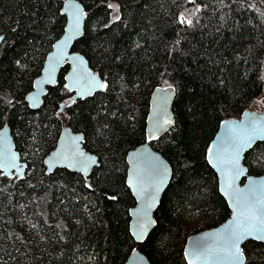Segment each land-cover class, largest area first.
Here are the masks:
<instances>
[{"label":"trees","instance_id":"obj_1","mask_svg":"<svg viewBox=\"0 0 264 264\" xmlns=\"http://www.w3.org/2000/svg\"><path fill=\"white\" fill-rule=\"evenodd\" d=\"M63 1L0 0V129L8 125L26 162L23 179L0 172V264H124L137 246L128 230L135 200L125 157L145 143L156 86L176 90L174 125L150 142L172 178L156 227L138 247L150 264H187L186 238L230 214L206 151L219 124L264 92V0H77L86 20L73 51L107 88L74 99L66 66L34 111L25 96L63 32ZM63 127L81 132L83 147L98 157L88 179L61 168L46 174L43 159ZM244 164L251 175L264 173V142ZM243 253L245 264H264V244L247 241Z\"/></svg>","mask_w":264,"mask_h":264},{"label":"water","instance_id":"obj_2","mask_svg":"<svg viewBox=\"0 0 264 264\" xmlns=\"http://www.w3.org/2000/svg\"><path fill=\"white\" fill-rule=\"evenodd\" d=\"M60 13L65 17L63 32L52 43L51 50L44 58L41 71L33 81L32 90L25 96L26 103L34 111L41 107L48 88L56 86L59 73L66 66L68 70L64 75V81L66 87L74 94V99L84 100L97 92H104L107 88L106 82L93 71L87 59L79 52L73 51L75 42L84 32L86 14L83 5L77 0H64ZM77 16H79L78 29ZM1 40L0 35V42ZM97 83L103 87L96 86ZM175 96L176 90L173 86H156L152 89L146 117L145 143L129 150L125 157L127 164L125 181L135 200V205L129 209L128 230L137 246L131 250L124 264H150L138 245L143 244L156 227L154 214L172 178L170 164L150 145V142L157 140L173 127L172 106ZM168 120L172 123H166ZM238 125L243 127H237ZM237 134L243 136L244 140L239 142L238 164L233 166L228 161L235 156ZM153 136L155 138H152ZM83 141L84 135L81 132H74L69 127L63 128L55 147L43 160L46 174L61 168L79 173L85 179L89 178L99 162L95 154L83 147ZM259 142H264V110L249 108L240 117L225 119L219 124L207 148L206 161L216 175L218 191L225 200L230 214L219 225L192 233L186 238L183 256L187 264L189 260L192 264H245L244 243L254 241L264 244V240L258 239L253 233L242 239L237 248L232 249L234 252L238 249L242 253L240 261H229L223 253L219 258L208 255L209 249L221 246L220 236L217 234L223 233L225 226L231 225L234 217L244 210V201L250 190L257 192V199L264 194V173L251 175L244 164L245 154ZM12 157L15 159L13 160ZM91 158H94L95 162ZM81 161L86 163L85 168L81 167ZM13 164L15 166H12ZM25 171L26 162L16 150L10 128L4 125L0 129V172L4 177L14 176L23 179ZM229 181L231 187H228ZM142 222L146 227L143 237L138 239ZM198 243L204 247L197 248Z\"/></svg>","mask_w":264,"mask_h":264},{"label":"snow or ice","instance_id":"obj_3","mask_svg":"<svg viewBox=\"0 0 264 264\" xmlns=\"http://www.w3.org/2000/svg\"><path fill=\"white\" fill-rule=\"evenodd\" d=\"M109 7H111V5H109ZM180 22L185 23L184 20H181ZM187 23H191V21H187ZM76 27L77 29L79 27V16L76 17ZM96 86L103 87V85H100L98 83ZM166 123L171 124L172 121L168 120L166 121ZM237 127H243V125H238ZM152 138H155V136H153ZM235 139V156L228 161V163L232 164L233 166H236L238 164L240 147L239 142L243 141L244 137L237 134ZM248 139L250 140L251 138L249 137ZM12 159L14 160L15 157H12ZM91 159L93 162H95L94 158ZM80 164L82 168H85L87 166L84 161H81ZM12 166L15 165L13 164ZM228 187H231V181L228 182ZM262 205H264V194H261L260 198L257 199V192L255 190H250L248 196L244 201V210L240 211L234 217L231 225L225 226L223 233L217 234L220 236L221 246L214 249H209V257L219 258V256L223 253L225 254V258L229 261H240L242 258V253H240L238 249L235 252L232 251V249L237 248V245L242 239H244L248 235L255 233L258 239L264 240V206ZM145 227V223L142 222L140 235L137 237L138 239H141L143 237ZM203 247L204 245L199 243L197 244V248ZM189 264H192L191 260H189Z\"/></svg>","mask_w":264,"mask_h":264},{"label":"rangeland","instance_id":"obj_4","mask_svg":"<svg viewBox=\"0 0 264 264\" xmlns=\"http://www.w3.org/2000/svg\"><path fill=\"white\" fill-rule=\"evenodd\" d=\"M109 5H111V10H112V14H113V19L116 20L119 17V9H118V5L115 2L110 1ZM185 18L189 19V15H186ZM259 109V110H264V92L263 94L254 101V103L250 106V109ZM198 218H195L193 220H189L188 221V226L192 227L195 225V223L197 222Z\"/></svg>","mask_w":264,"mask_h":264},{"label":"flooded vegetation","instance_id":"obj_5","mask_svg":"<svg viewBox=\"0 0 264 264\" xmlns=\"http://www.w3.org/2000/svg\"><path fill=\"white\" fill-rule=\"evenodd\" d=\"M73 97H74V94H73ZM63 128H65V127H63ZM63 128H61L60 129V131H59V133L61 132V130L63 129ZM59 135V134H58ZM57 142V141H56ZM91 153V152H90ZM94 154V153H93ZM79 174V173H78ZM90 177V176H89ZM88 179V178H87Z\"/></svg>","mask_w":264,"mask_h":264},{"label":"bare ground","instance_id":"obj_6","mask_svg":"<svg viewBox=\"0 0 264 264\" xmlns=\"http://www.w3.org/2000/svg\"><path fill=\"white\" fill-rule=\"evenodd\" d=\"M35 80V79H34ZM45 158V157H44ZM22 159V158H21ZM44 160V159H43ZM24 161V160H23ZM25 162V161H24ZM12 177H14V176H12Z\"/></svg>","mask_w":264,"mask_h":264}]
</instances>
